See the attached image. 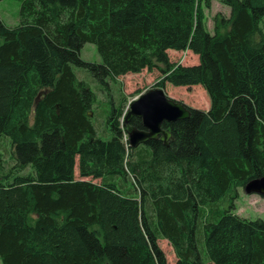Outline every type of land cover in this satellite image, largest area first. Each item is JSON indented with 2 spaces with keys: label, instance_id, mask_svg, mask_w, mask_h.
<instances>
[{
  "label": "trees",
  "instance_id": "1",
  "mask_svg": "<svg viewBox=\"0 0 264 264\" xmlns=\"http://www.w3.org/2000/svg\"><path fill=\"white\" fill-rule=\"evenodd\" d=\"M15 1L18 25L0 19V263L166 264L163 239L174 264H264V222L221 206L264 177V0H220L230 15L213 34L210 0ZM87 43L99 64L80 59ZM154 68L159 87H202L209 109L164 123L167 147L131 149L108 86Z\"/></svg>",
  "mask_w": 264,
  "mask_h": 264
},
{
  "label": "rangeland",
  "instance_id": "2",
  "mask_svg": "<svg viewBox=\"0 0 264 264\" xmlns=\"http://www.w3.org/2000/svg\"><path fill=\"white\" fill-rule=\"evenodd\" d=\"M204 5V4H203ZM20 3L15 0H1L0 1V19L8 27L18 25ZM230 15L229 8L222 5L220 0H210L209 7L204 8L205 27L210 34L214 32L215 18L228 19ZM259 28L264 31V17L259 23ZM226 29H222L224 32ZM168 57L171 63L182 66H193L198 64V57L190 51L175 52L169 51ZM79 57L82 61L99 64L101 62L95 47L92 44H84L79 52ZM79 79L84 80L88 87L95 91L94 85L98 84L93 78L84 74L81 70H76ZM87 77H86V76ZM162 74L158 69L143 70L139 74H127L121 76L111 82L108 86L109 93L113 99L118 102L119 99L124 100V109L129 102L136 99L141 94L156 86V83L161 80ZM96 92V91H95ZM164 92L167 97L174 101L184 104L191 109L207 111L209 109V98L206 92L200 86L193 87H174L170 84H164ZM96 101L93 106L94 122L98 129V136L102 139L108 138V133H105L102 126L106 118V111L109 110L106 101V93L97 92ZM122 129L123 119H121ZM104 125V124H103ZM127 139V132L124 131V138ZM124 140V141H125ZM6 140H0V154L4 156L9 151V143ZM6 157V156H4ZM74 176L79 179L77 158L75 159ZM83 180H90L85 178ZM232 205L233 212L249 220H261L264 222V197L257 195H247L243 188L236 189V198L231 203L225 201L222 203V208L227 209ZM159 249L164 254L166 264H174L176 259L172 247L167 241L159 239L157 241ZM1 264V263H0Z\"/></svg>",
  "mask_w": 264,
  "mask_h": 264
},
{
  "label": "water",
  "instance_id": "3",
  "mask_svg": "<svg viewBox=\"0 0 264 264\" xmlns=\"http://www.w3.org/2000/svg\"><path fill=\"white\" fill-rule=\"evenodd\" d=\"M45 95L41 92L38 99ZM189 107L167 97L164 87L156 86L138 96L127 104L123 112V126L133 119L141 121L144 130L135 127L127 131L128 147L131 149L145 145L150 141H159L163 146L169 145L171 134L162 128L164 123L173 124L190 118ZM243 191L247 195L264 197V177L250 180Z\"/></svg>",
  "mask_w": 264,
  "mask_h": 264
},
{
  "label": "flooded vegetation",
  "instance_id": "4",
  "mask_svg": "<svg viewBox=\"0 0 264 264\" xmlns=\"http://www.w3.org/2000/svg\"><path fill=\"white\" fill-rule=\"evenodd\" d=\"M133 124H135L136 125V129H138V130H144V128L142 127V125H141V121L140 120H138V119H133L127 126H126V130L128 131V130H130L131 128H133ZM151 142H156V141H150V142H148L147 144H145V145H149ZM145 145H143V146H145ZM142 146V145H141Z\"/></svg>",
  "mask_w": 264,
  "mask_h": 264
},
{
  "label": "built area",
  "instance_id": "5",
  "mask_svg": "<svg viewBox=\"0 0 264 264\" xmlns=\"http://www.w3.org/2000/svg\"><path fill=\"white\" fill-rule=\"evenodd\" d=\"M183 53V52H182ZM125 139H123V141H124Z\"/></svg>",
  "mask_w": 264,
  "mask_h": 264
},
{
  "label": "crops",
  "instance_id": "6",
  "mask_svg": "<svg viewBox=\"0 0 264 264\" xmlns=\"http://www.w3.org/2000/svg\"><path fill=\"white\" fill-rule=\"evenodd\" d=\"M169 52V51H168Z\"/></svg>",
  "mask_w": 264,
  "mask_h": 264
}]
</instances>
